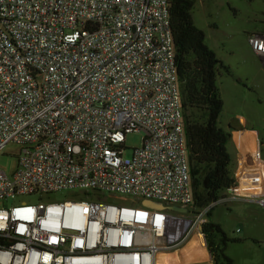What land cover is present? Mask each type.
Instances as JSON below:
<instances>
[{
  "label": "built area",
  "instance_id": "built-area-1",
  "mask_svg": "<svg viewBox=\"0 0 264 264\" xmlns=\"http://www.w3.org/2000/svg\"><path fill=\"white\" fill-rule=\"evenodd\" d=\"M248 43L264 61V34ZM180 86L168 0H0V154L19 148L0 201L39 199L0 208V264H158L193 236L206 246L217 205L264 208L257 137L234 184L196 208Z\"/></svg>",
  "mask_w": 264,
  "mask_h": 264
},
{
  "label": "rangeland",
  "instance_id": "rangeland-1",
  "mask_svg": "<svg viewBox=\"0 0 264 264\" xmlns=\"http://www.w3.org/2000/svg\"><path fill=\"white\" fill-rule=\"evenodd\" d=\"M193 17L195 25L206 34V43L217 57L230 69L228 74L221 70L218 86L224 102L220 118L221 127L234 136V142L242 153L252 148L256 133L260 139L261 158L264 160V61L256 56L248 43V35L264 34V0H194ZM193 117L201 119L202 114L192 110ZM241 129L248 131L236 132ZM250 131H255L250 132ZM142 135L133 134L126 140V156L141 145ZM250 142V143H249ZM18 146L10 144L0 154V168L8 175L17 170ZM235 169L239 152L231 142L228 145ZM106 202L131 205L129 199L102 193ZM71 192L63 191L53 196L52 202L69 200ZM126 198V197H125ZM36 196H18L0 201V208H11L23 202H38ZM207 220L220 225L230 239L227 255L234 264H264V208L248 200H231L212 208ZM196 237V244L189 243L185 252L187 258L179 263L173 254H163V262L172 264H213L211 257L204 254ZM206 241V240H205ZM187 245V244H186ZM186 245L170 252L182 250ZM196 245V247H195ZM207 249V247H206ZM191 253V254H190Z\"/></svg>",
  "mask_w": 264,
  "mask_h": 264
},
{
  "label": "trees",
  "instance_id": "trees-1",
  "mask_svg": "<svg viewBox=\"0 0 264 264\" xmlns=\"http://www.w3.org/2000/svg\"><path fill=\"white\" fill-rule=\"evenodd\" d=\"M168 1L195 206L202 210L217 202L221 194L234 184L233 159L228 149L232 135L220 124L224 102L218 86L221 70L231 73L207 45L205 32L195 25V1ZM192 110L199 111L203 118H194ZM203 233L206 246L203 239L199 245L208 257L210 254L213 264H234L226 253L227 247L240 240L230 239L220 225L210 220L203 225Z\"/></svg>",
  "mask_w": 264,
  "mask_h": 264
},
{
  "label": "bare ground",
  "instance_id": "bare-ground-1",
  "mask_svg": "<svg viewBox=\"0 0 264 264\" xmlns=\"http://www.w3.org/2000/svg\"><path fill=\"white\" fill-rule=\"evenodd\" d=\"M189 243H192L193 245L196 244V237L195 238H192ZM188 244L182 250H180V251H176V252H161V253H159V255H158V264H172L171 262H168V261L167 262H163L161 260V256L163 254H173V253H174L176 259L179 260V263H181V261L184 260L183 257L184 258H187L189 256V253L188 252H185V249L187 247H189ZM195 247H196V245H195Z\"/></svg>",
  "mask_w": 264,
  "mask_h": 264
},
{
  "label": "water",
  "instance_id": "water-1",
  "mask_svg": "<svg viewBox=\"0 0 264 264\" xmlns=\"http://www.w3.org/2000/svg\"><path fill=\"white\" fill-rule=\"evenodd\" d=\"M144 204L146 206H151L152 204L150 202H144ZM160 208H164L163 206H159ZM171 210L173 211H178V212H181V213H187L188 210L186 208H179V207H171ZM201 230H203V228H201Z\"/></svg>",
  "mask_w": 264,
  "mask_h": 264
},
{
  "label": "crops",
  "instance_id": "crops-1",
  "mask_svg": "<svg viewBox=\"0 0 264 264\" xmlns=\"http://www.w3.org/2000/svg\"><path fill=\"white\" fill-rule=\"evenodd\" d=\"M241 130H243V129H241ZM243 131H248V130H243ZM250 132H254V133H256L255 131H250ZM256 137H257V139H258V141H259V144H260V139H259V136H258V134L256 133ZM232 144H234V141H232L231 142ZM235 145V144H234ZM235 148H236V150L238 151V147L235 145ZM260 150H261V148H260ZM238 157H239V154H238ZM208 251V250H207ZM209 253V252H208ZM205 254V253H204ZM206 255V254H205ZM206 258H207V255H206ZM209 258H210V254H209Z\"/></svg>",
  "mask_w": 264,
  "mask_h": 264
}]
</instances>
